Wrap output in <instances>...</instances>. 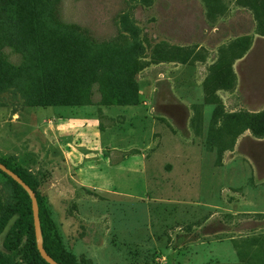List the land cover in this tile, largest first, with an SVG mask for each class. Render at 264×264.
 <instances>
[{
  "label": "rangeland",
  "instance_id": "374dc122",
  "mask_svg": "<svg viewBox=\"0 0 264 264\" xmlns=\"http://www.w3.org/2000/svg\"><path fill=\"white\" fill-rule=\"evenodd\" d=\"M259 114L264 0H0V159L73 264H264Z\"/></svg>",
  "mask_w": 264,
  "mask_h": 264
},
{
  "label": "trees",
  "instance_id": "16d2710c",
  "mask_svg": "<svg viewBox=\"0 0 264 264\" xmlns=\"http://www.w3.org/2000/svg\"><path fill=\"white\" fill-rule=\"evenodd\" d=\"M48 17L55 25H62V23L57 21V19L55 18L53 11H50L48 13ZM256 117V121L258 122V128L254 129L252 125L250 127V131L253 135L264 136V123L260 122L261 119L264 120V115L259 114ZM0 163L3 164L9 170H11L13 173H15L34 192L38 207V219L41 231L42 247L44 251L55 262L59 264H73L69 260V258L66 257L64 251L60 247V243L57 238L54 227L51 221L42 211L37 192L22 175V173L24 172L19 168L9 167L8 163L4 160L0 159ZM0 173L10 181L13 190V198L16 204V208L14 211L16 218L3 237L2 248L4 253H0V264H48L39 256L35 248L30 201L26 192L10 177L5 175L1 171ZM5 221L6 219L4 217L0 219V226ZM22 236H24L23 241ZM12 256H18L21 259L22 263L14 262L11 259Z\"/></svg>",
  "mask_w": 264,
  "mask_h": 264
},
{
  "label": "water",
  "instance_id": "95a60500",
  "mask_svg": "<svg viewBox=\"0 0 264 264\" xmlns=\"http://www.w3.org/2000/svg\"><path fill=\"white\" fill-rule=\"evenodd\" d=\"M0 171L10 177L13 181H15L27 194L29 201H30V208H31V217H32V226H33V236L35 241V248L39 254V256L48 264H59L55 262L43 249L42 247V238H41V231L39 226V219H38V207L35 198L34 192L30 189V187L25 184L15 173L11 170L6 168L3 164L0 163ZM16 216H13V219L8 222L3 228V237L8 231L9 227L12 225Z\"/></svg>",
  "mask_w": 264,
  "mask_h": 264
},
{
  "label": "crops",
  "instance_id": "0c3cea01",
  "mask_svg": "<svg viewBox=\"0 0 264 264\" xmlns=\"http://www.w3.org/2000/svg\"><path fill=\"white\" fill-rule=\"evenodd\" d=\"M227 153L229 154L231 152H227ZM228 154H225V157H228V158L231 157L230 154L229 155Z\"/></svg>",
  "mask_w": 264,
  "mask_h": 264
}]
</instances>
